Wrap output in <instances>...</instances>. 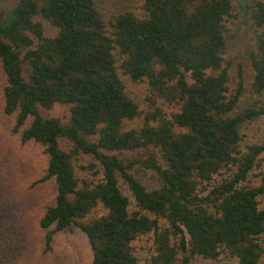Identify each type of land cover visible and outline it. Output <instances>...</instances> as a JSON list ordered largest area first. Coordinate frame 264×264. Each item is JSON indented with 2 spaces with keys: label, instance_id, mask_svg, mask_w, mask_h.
Returning a JSON list of instances; mask_svg holds the SVG:
<instances>
[{
  "label": "trees",
  "instance_id": "1",
  "mask_svg": "<svg viewBox=\"0 0 264 264\" xmlns=\"http://www.w3.org/2000/svg\"><path fill=\"white\" fill-rule=\"evenodd\" d=\"M245 6L246 77L225 57L234 0H141L142 15L108 17L97 0H16L0 13L4 112L44 147L40 181L58 189L40 220L46 251L77 225L92 264H140L134 242L150 233V264H264V139L244 133L264 127V0ZM58 106L66 118L44 113Z\"/></svg>",
  "mask_w": 264,
  "mask_h": 264
},
{
  "label": "rangeland",
  "instance_id": "2",
  "mask_svg": "<svg viewBox=\"0 0 264 264\" xmlns=\"http://www.w3.org/2000/svg\"><path fill=\"white\" fill-rule=\"evenodd\" d=\"M15 1L0 0V13L9 9ZM97 1L106 17L127 9L142 15L141 0ZM245 4L246 0H234V16L227 20L229 46L225 57L233 75L242 65L246 77L254 36ZM49 31L52 32L51 29ZM6 85L7 77L0 62V264H92L93 252L88 237L77 225L57 232L52 248L46 251V230L41 227L40 220L47 207L55 203L57 184L54 179L40 181L48 167L44 147L35 141L23 142L21 134L13 131L16 118L4 112ZM130 86L142 109L146 112L154 110L142 85L132 83ZM162 108L167 113L172 111V106L168 104L163 103ZM44 113L66 118L67 108L58 106ZM142 119L143 116L130 122L128 128L140 127ZM244 133L246 143L264 139L263 125H249L244 128ZM86 158L90 159L89 156ZM138 175L147 185L155 182L151 172L141 171ZM258 180L253 179L252 183ZM98 212L99 215L104 214L101 210ZM154 238V233H150L134 242L140 264H150ZM193 263L238 264L228 258L216 261L196 258Z\"/></svg>",
  "mask_w": 264,
  "mask_h": 264
}]
</instances>
